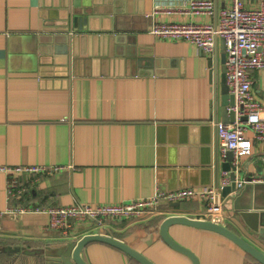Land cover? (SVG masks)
<instances>
[{"label":"crops","instance_id":"crops-1","mask_svg":"<svg viewBox=\"0 0 264 264\" xmlns=\"http://www.w3.org/2000/svg\"><path fill=\"white\" fill-rule=\"evenodd\" d=\"M190 1L0 0V166L59 168L36 182L22 174L28 192L12 204H119L157 191L208 188L223 177L225 157L216 137V124L222 121L223 39H217V50L208 57L190 43L150 33L154 23L216 26L219 13L232 7V0H212L213 16H197L184 11ZM244 5L258 7L257 1ZM78 12L96 17L89 20L92 31L76 40L73 56L60 39L71 35L66 27ZM43 35L54 40L40 43ZM117 37L128 39L127 44L116 45ZM131 50L133 58L127 55ZM147 60L159 64L155 73ZM250 75L257 100L264 101V72ZM246 137L250 154L238 162L255 175L263 162L264 141L257 142L250 128ZM242 181L237 177L236 182ZM6 182L0 172V212L8 207ZM205 210L201 200H186L179 207L162 204L153 215L108 221L101 230L93 222H79L68 237L51 229L45 214L3 215L0 247L25 250L0 252V262L44 264L48 249L100 232L126 242L155 264H191L162 241L160 224L173 215L199 219ZM240 212L224 207L222 224L264 252V240ZM169 232L200 264H259L220 235L185 225H174ZM82 257L88 264H136L97 242Z\"/></svg>","mask_w":264,"mask_h":264},{"label":"built area","instance_id":"built-area-1","mask_svg":"<svg viewBox=\"0 0 264 264\" xmlns=\"http://www.w3.org/2000/svg\"><path fill=\"white\" fill-rule=\"evenodd\" d=\"M257 1L258 7L247 8L245 2ZM193 15L212 17L214 3L212 0H191L184 10ZM150 33L172 42H186L196 46L203 54L210 57L217 50V39L225 42V76L229 93L234 96L235 105L231 108L237 116L234 124L219 122L216 124V137L219 151L223 157L231 151L234 163L242 156L250 154V146L246 137V129L250 128L257 142L264 141V101L257 100L250 72H264V0H232L230 9L219 13L216 26L211 23H154ZM245 116V122L240 118ZM58 167L35 166H0V172L7 177L6 192L8 207L0 212V217H13L26 214H45L49 227L68 237L74 233L79 222H93L100 230L108 221L138 220L153 215L159 211L162 202L168 204L186 200H201L206 210L203 219L218 218L223 223L224 201L222 189L230 185L227 172L212 186L204 189H180L173 192L157 191L147 199H138L119 204H101L90 206L75 204L42 208L40 206L14 205L28 192V187L22 182L21 175L28 174L37 178L52 175ZM245 181L236 182L237 189L244 186ZM235 192L230 195H234Z\"/></svg>","mask_w":264,"mask_h":264},{"label":"water","instance_id":"water-1","mask_svg":"<svg viewBox=\"0 0 264 264\" xmlns=\"http://www.w3.org/2000/svg\"><path fill=\"white\" fill-rule=\"evenodd\" d=\"M92 7V6H91ZM84 8H90L89 5H86ZM70 22L66 27L67 32H70L71 35H67L64 38H61L60 41L67 44V49L69 54L75 55L74 44L81 36V33H87L92 31L91 23H89L96 16H90L87 13L71 14ZM90 20V21H89ZM70 30V31H69ZM78 33V36H75L73 33ZM73 33V34H72ZM43 40H54V37L50 35H43L40 37V43H43ZM125 38H115V44L120 45L121 43L127 44ZM80 45V41L78 46ZM130 47V46H129ZM78 48V47H77ZM223 49L225 50V42L223 40ZM66 54V52H64ZM129 57H135V52L132 50L129 54ZM226 60V54H223L222 63L224 64ZM135 61V60H133ZM136 64H139V68L144 67L143 63L140 61H135ZM156 63V64H155ZM147 64L150 68V73H155L154 68L159 67V64L151 60H147ZM208 65H212V61L209 60ZM221 96L222 103L220 108L221 122L226 124H234L236 122V113L234 110H230L235 105L234 96L229 93V88L226 83L225 76V65L223 67L222 82H221ZM246 117L243 116L240 118L241 122L246 121ZM222 171L227 172L230 179V185H227L222 189L221 196L224 201V207L228 210H240L241 217L248 225L249 229L264 240V156L261 167L257 170L255 175L249 174L244 168V164L240 162L234 163V156L231 151H229L224 162L221 164ZM237 177L245 179V187L242 191L237 189L236 181ZM256 177H261V180H255ZM235 192L236 196H231L230 194ZM244 201L245 205L239 207L240 203ZM163 205L171 207H179L180 202L168 204L167 202H162ZM161 204V205H162ZM174 225H185L201 231L211 232L217 235H220L239 249L244 251L249 257L255 260L259 264H264V252L259 250L254 245L250 244L244 238L239 236L237 233L230 230L228 227L220 223L218 218L212 219H203V218H190L184 215H173L167 217L162 221L159 228V235L162 241L170 247L172 250L186 256L191 264H200L198 256L189 248L182 246L176 242L170 235L169 229ZM102 243L109 245L124 254H126L131 259L135 260L139 264H155L152 260L146 257L143 253L132 248L126 242L121 241L111 235L104 233H96L84 236L77 243L70 242L66 246L59 249H48L46 252V261L44 264H88L82 257L83 250L91 243ZM24 248L19 246L16 247H0V252L2 253H22ZM28 254H40L39 251H27Z\"/></svg>","mask_w":264,"mask_h":264},{"label":"trees","instance_id":"trees-1","mask_svg":"<svg viewBox=\"0 0 264 264\" xmlns=\"http://www.w3.org/2000/svg\"><path fill=\"white\" fill-rule=\"evenodd\" d=\"M134 263L139 264L138 262H136L135 260L131 259ZM0 264H4V261L0 262Z\"/></svg>","mask_w":264,"mask_h":264}]
</instances>
